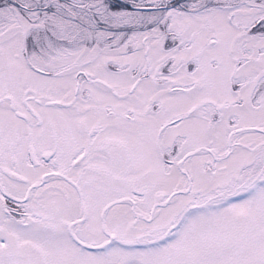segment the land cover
<instances>
[{
    "label": "snow or ice",
    "instance_id": "obj_1",
    "mask_svg": "<svg viewBox=\"0 0 264 264\" xmlns=\"http://www.w3.org/2000/svg\"><path fill=\"white\" fill-rule=\"evenodd\" d=\"M0 264H264V0H0Z\"/></svg>",
    "mask_w": 264,
    "mask_h": 264
}]
</instances>
